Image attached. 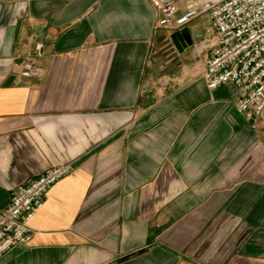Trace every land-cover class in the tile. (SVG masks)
<instances>
[{
  "label": "crops",
  "instance_id": "crops-1",
  "mask_svg": "<svg viewBox=\"0 0 264 264\" xmlns=\"http://www.w3.org/2000/svg\"><path fill=\"white\" fill-rule=\"evenodd\" d=\"M159 16L151 0H0V208L73 166L0 264H264V115L208 87L207 15L182 52ZM30 53L43 77L21 75Z\"/></svg>",
  "mask_w": 264,
  "mask_h": 264
},
{
  "label": "built area",
  "instance_id": "built-area-1",
  "mask_svg": "<svg viewBox=\"0 0 264 264\" xmlns=\"http://www.w3.org/2000/svg\"><path fill=\"white\" fill-rule=\"evenodd\" d=\"M160 13L157 27L172 32L183 29L200 15L210 19L217 41L203 68L210 89L224 83L238 88L236 110L250 118L264 115V0H151ZM181 11L180 14H178ZM20 73L43 77L45 69L30 53ZM73 171L71 164L49 168L20 184L10 202L0 208V256L17 244L32 240L29 221L46 201L48 190Z\"/></svg>",
  "mask_w": 264,
  "mask_h": 264
},
{
  "label": "water",
  "instance_id": "water-1",
  "mask_svg": "<svg viewBox=\"0 0 264 264\" xmlns=\"http://www.w3.org/2000/svg\"><path fill=\"white\" fill-rule=\"evenodd\" d=\"M171 39L174 42L176 48L182 52L184 48H187L188 45L192 44L190 39L189 31L187 28L177 30L171 34Z\"/></svg>",
  "mask_w": 264,
  "mask_h": 264
}]
</instances>
